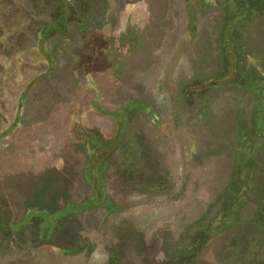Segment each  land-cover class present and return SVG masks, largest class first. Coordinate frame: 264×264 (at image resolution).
Masks as SVG:
<instances>
[{
  "label": "rangeland",
  "instance_id": "rangeland-1",
  "mask_svg": "<svg viewBox=\"0 0 264 264\" xmlns=\"http://www.w3.org/2000/svg\"><path fill=\"white\" fill-rule=\"evenodd\" d=\"M75 2L5 76L0 264H264V0Z\"/></svg>",
  "mask_w": 264,
  "mask_h": 264
},
{
  "label": "trees",
  "instance_id": "trees-1",
  "mask_svg": "<svg viewBox=\"0 0 264 264\" xmlns=\"http://www.w3.org/2000/svg\"><path fill=\"white\" fill-rule=\"evenodd\" d=\"M51 0H0V119L7 120L5 114L2 113L6 101V94L2 90L9 88V84L6 81L5 76H14L15 80L11 89H17L20 84L21 77L25 73V66L31 68L35 66L30 60L29 56L36 58V60L43 61L47 58V42L46 34L54 29H58L59 26L64 25L67 19L80 20L76 17L77 3L75 0H53L55 3V9L60 12L66 10L63 17L59 18L55 22L45 23L41 25L44 18L41 13L48 8V4ZM68 14V15H67ZM78 15V14H77ZM88 16V11L86 12ZM82 17H85L83 15ZM68 21V20H67ZM29 33V34H28ZM34 37L35 44L26 45L27 39ZM34 50H37L35 53ZM44 58V59H43ZM42 59V60H41ZM40 66L37 67L39 69ZM44 70H41L38 75H42ZM20 75V79H17ZM36 75V76H35ZM29 80L24 88V94L20 96L19 101L23 102L26 94L31 92V89L37 85V74ZM51 75V74H45ZM38 76V77H43ZM6 92V91H5ZM72 116H70V126L75 128L74 130L82 129V123L74 118L72 123ZM69 126V127H70ZM70 127V128H71ZM72 129V128H71ZM102 182H100L101 184ZM103 184H105L103 182ZM101 184L100 192H106V186ZM99 192L98 190H96ZM97 194V193H96ZM95 194V196H96ZM98 195V194H97ZM94 197V194H92ZM107 197L104 198V203L109 207L114 208V203Z\"/></svg>",
  "mask_w": 264,
  "mask_h": 264
}]
</instances>
